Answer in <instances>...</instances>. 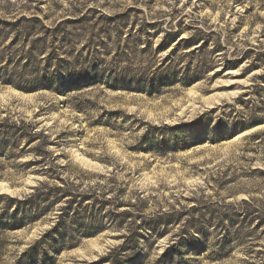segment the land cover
<instances>
[{
    "label": "rangeland",
    "instance_id": "1",
    "mask_svg": "<svg viewBox=\"0 0 264 264\" xmlns=\"http://www.w3.org/2000/svg\"><path fill=\"white\" fill-rule=\"evenodd\" d=\"M0 264H264V0H0Z\"/></svg>",
    "mask_w": 264,
    "mask_h": 264
}]
</instances>
